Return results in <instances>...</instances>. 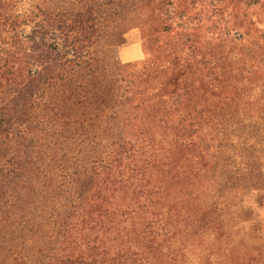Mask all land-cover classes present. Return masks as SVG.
<instances>
[{"label": "rangeland", "instance_id": "rangeland-1", "mask_svg": "<svg viewBox=\"0 0 264 264\" xmlns=\"http://www.w3.org/2000/svg\"><path fill=\"white\" fill-rule=\"evenodd\" d=\"M58 59L73 79L48 88L32 160L46 205L78 160L91 196L52 246L1 201L0 264H264V0H0V117L20 124L11 82ZM14 139L0 128V167Z\"/></svg>", "mask_w": 264, "mask_h": 264}, {"label": "trees", "instance_id": "trees-1", "mask_svg": "<svg viewBox=\"0 0 264 264\" xmlns=\"http://www.w3.org/2000/svg\"><path fill=\"white\" fill-rule=\"evenodd\" d=\"M69 39L70 37L68 35H63V41L65 42H63L62 45L66 46V43H68ZM58 53L60 54V52H58V47L55 46V55L60 58ZM51 67L53 66L45 64L37 74V79L41 80L44 72H50L53 76L49 77V80L46 82V84L43 81L41 82L42 87L40 88L41 90L39 95L40 101H38L36 104L34 99L30 101V96H33V94L36 95V92L34 91L31 95V90L34 88V82L37 80L36 78H27L18 84L14 83L13 81L11 82L13 85H15L14 87L17 91V96L8 100V103L12 104L13 106L11 118L14 120L19 119L21 123L14 125L15 122L13 120L11 121L10 119H6L3 116L0 117V128L5 130V133L8 137H12V135H14L15 139L13 141L18 148V150H13L10 154L13 158V160H11L12 166L10 168H5L3 166L0 167V203L1 201L2 203L5 202L6 204H9L10 207L15 204L19 205L20 208L16 210L22 209V213L26 215L27 220L32 221L34 211L42 214V221L44 223L52 224V226L55 227V230L53 231L54 234H49L50 243L52 246L58 238H63L67 231L70 233L69 224L73 220L77 221L75 218L78 216V212L80 211V209L79 211H77V209L79 207L81 208L82 205L84 207L87 204V200L91 196L90 189L93 182L95 181V178L92 176L89 178L88 176L81 178L79 174L81 172L85 173L87 170L85 163L81 160L73 162L70 173L75 174L77 179L73 182L74 184L70 185L71 190H68L67 192L69 195L66 196V203L55 206L46 205L45 200L48 197L51 199L56 197H53L55 182L50 180L51 177L49 178L46 176L48 178L46 179L42 170H38V168L34 167L35 162L32 160V151L36 143L33 142V140L37 134V131L34 130L36 126L35 123L37 122L38 124L44 126L43 119L45 116L41 117L40 114L45 115L43 114L44 110H46L50 104L52 106L59 96H63V92L60 93L59 90L57 92H53V95H50V93L47 92L48 88L50 86L52 87L56 85L57 81L63 78H65L64 80L70 81L73 79L71 72L68 70V68H64V64L61 63L60 60L55 64L56 68L53 67V69H51ZM19 68L20 67H18V69L15 71H18ZM21 69L22 68H20V71ZM79 75L83 82H85L84 76L81 74V72H79ZM60 86H62V84H59L58 88ZM125 101L128 102V100H124V102ZM50 107L48 109L49 113H47L49 117L51 112ZM23 111L25 112L24 122L21 117ZM17 125L20 129L17 128ZM22 136L26 143H24V141L21 139ZM17 152L20 154L17 155ZM52 169L53 167L50 166L49 170H47L48 173H50ZM4 197H6V200H3ZM72 218L74 219L72 220ZM90 248L96 251L95 249L97 247L91 246ZM3 249L4 247L0 249V252ZM83 255L84 254L76 255L79 264H84V261L81 259ZM122 261L123 259L120 258V260H117V264H121ZM61 262L63 264H68L70 263V260L66 258Z\"/></svg>", "mask_w": 264, "mask_h": 264}]
</instances>
